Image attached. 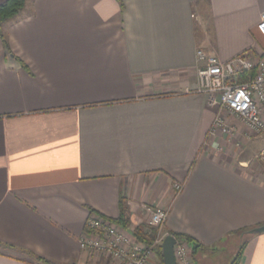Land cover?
Instances as JSON below:
<instances>
[{
	"label": "crops",
	"instance_id": "1",
	"mask_svg": "<svg viewBox=\"0 0 264 264\" xmlns=\"http://www.w3.org/2000/svg\"><path fill=\"white\" fill-rule=\"evenodd\" d=\"M262 12L264 0H26L1 28L7 48L0 37V264H111L79 238L91 214L118 218L122 197L128 234L143 204L168 208L161 235L209 248L198 264L263 224L264 140L231 116L234 137L210 136L215 108L196 90L198 49L264 52ZM238 264H264V232Z\"/></svg>",
	"mask_w": 264,
	"mask_h": 264
},
{
	"label": "built area",
	"instance_id": "2",
	"mask_svg": "<svg viewBox=\"0 0 264 264\" xmlns=\"http://www.w3.org/2000/svg\"><path fill=\"white\" fill-rule=\"evenodd\" d=\"M256 30L264 35V12L259 16ZM198 67L197 91L206 94L207 103L215 108V116L208 134L222 133L234 137L236 125L228 116L238 121L248 133L264 140V52L254 57L244 52L232 59L221 62L215 55L196 51ZM252 72L251 78L239 82L238 77ZM264 167V145L257 155ZM174 193L182 189L181 182L173 183ZM143 224L157 228V234L149 246L128 234L121 224L114 223L100 214H91L85 224L79 247L90 256L107 260L111 264H151L150 258L156 246L160 245L168 208L142 205ZM176 264H195L191 247L184 240L176 239L173 246Z\"/></svg>",
	"mask_w": 264,
	"mask_h": 264
},
{
	"label": "trees",
	"instance_id": "3",
	"mask_svg": "<svg viewBox=\"0 0 264 264\" xmlns=\"http://www.w3.org/2000/svg\"><path fill=\"white\" fill-rule=\"evenodd\" d=\"M25 3H26V0H5L2 3H0V37L2 39L3 45L6 48L8 47V45H7V41L5 39V36H3V33L1 32V28L6 22L15 19L18 16V14L24 8ZM252 74H253L252 72H248V73L245 72L238 77V81L239 82L245 81V80L251 78ZM119 208H120L119 217L116 218L115 220H111V221L114 223H118V224H125L127 221L126 213H127L128 207H127V201L123 197L120 198ZM250 228L251 227L242 228V229L238 230V232H236L239 239H241V242L239 244L238 250L236 251L235 255L233 256V258L229 264H238L239 263V261L242 257L244 247L247 244V241L249 240V238L252 236V235H247L245 233V231L250 229ZM156 234H157V228L145 227L144 225L143 226L142 225L137 226L135 228L134 233H133L135 239L137 241H139L140 243H143L146 246H149L152 244V241L154 240ZM171 235H173L175 237V239L184 240L185 242L188 243V245L191 247V252H192V255L194 258V262H195V260H197L195 255H196L198 250H208L209 249V248L203 246L202 244L195 242V240L193 238H191L190 236H187L184 234H178V233H171ZM155 251H156L155 253L157 254V256L159 258L158 263H156V264H162L161 254H160V251H161L160 245L156 246ZM39 261H42L45 264H56L54 262H51V261H48V260H45L42 258L39 259Z\"/></svg>",
	"mask_w": 264,
	"mask_h": 264
},
{
	"label": "water",
	"instance_id": "4",
	"mask_svg": "<svg viewBox=\"0 0 264 264\" xmlns=\"http://www.w3.org/2000/svg\"><path fill=\"white\" fill-rule=\"evenodd\" d=\"M264 232V223L254 226L245 231L247 235H255ZM175 237L171 234H166L160 244V254L162 264H176L173 254V246L175 244Z\"/></svg>",
	"mask_w": 264,
	"mask_h": 264
},
{
	"label": "rangeland",
	"instance_id": "5",
	"mask_svg": "<svg viewBox=\"0 0 264 264\" xmlns=\"http://www.w3.org/2000/svg\"><path fill=\"white\" fill-rule=\"evenodd\" d=\"M222 248H220L218 253V259H216V256L212 257L213 255H209L211 259L207 262L204 261L205 264H223L224 261H227L225 264H228L230 259L235 255L236 251L238 250L239 244L241 242V239L237 235H232L228 241ZM98 261H107V260H101L96 258ZM226 259V260H225ZM201 261L195 260V263L198 264Z\"/></svg>",
	"mask_w": 264,
	"mask_h": 264
}]
</instances>
